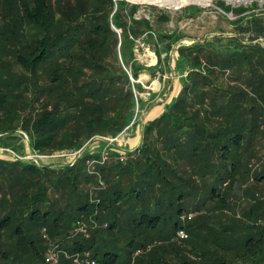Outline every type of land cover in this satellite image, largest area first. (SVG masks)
<instances>
[{"label":"trees","instance_id":"1","mask_svg":"<svg viewBox=\"0 0 264 264\" xmlns=\"http://www.w3.org/2000/svg\"><path fill=\"white\" fill-rule=\"evenodd\" d=\"M74 3L76 13L71 9ZM3 6L8 26L0 31V134L12 129L15 123L8 111L10 108L3 106L23 96L22 117L16 116L15 121L22 120L33 151L54 147L77 152L92 135L99 133L115 138L134 123L135 114L144 109L145 102L136 103L129 75L116 65L118 42L111 26L121 29V37L126 39L125 25L118 17L122 16L125 6L135 13L136 5L116 2L111 20L112 0H8ZM218 7L226 13L234 11L221 1ZM131 21L150 33L148 21L135 18ZM241 23L245 25L239 30L250 34L249 42L243 43L234 36L238 50L203 55V72L194 62L199 60L198 52L204 45L194 43L178 48L177 74L186 73L181 91L165 105L157 119L144 126L140 124L143 126L141 145L127 152V161L119 158L120 161L102 164L92 174L85 172L86 161L98 155L56 169L19 161L23 166L18 172V183L25 185L28 181L19 201L15 200L17 195L13 196L16 177L13 178L10 169L1 170L0 256L6 253L1 250L8 245L18 252L26 241L29 247L16 252L15 259H25L27 253L32 260H39L44 247L38 248L34 239L41 242L39 231L46 228L53 229L51 236L59 248L65 237L72 240L68 248H63L70 254H90L92 250L90 256L98 264H122L121 251H114V239L96 240L91 236L86 240L70 234L68 228L70 224L76 226L82 215L90 211L93 203L88 202V194L77 186L82 183L87 186L95 180L96 172L111 176L108 191L101 193L103 203L109 202L114 207L111 214L110 211L106 214L111 217L109 231L122 224L130 230V226L150 229L153 233L157 229L158 238L169 244L180 229L188 231L182 226V214H193L201 205L215 207L212 199L216 186L242 176L238 174H247V161L249 156H255L256 135L260 124H264V77L256 73L260 67L264 72V16L249 15L234 22ZM132 34L138 38L143 33ZM161 51L158 44L154 72L161 64ZM109 54L110 62L106 60ZM190 55L194 57L191 65L183 63V57L187 59ZM128 57L123 53L126 62ZM226 74H230L227 76L231 82H225ZM137 77L138 70L132 69L131 78ZM260 136L263 138L264 134L261 132ZM244 177L251 186L263 183L264 166ZM187 179L208 186L210 196L200 195L199 189L195 193L185 191ZM69 186L72 188L66 195L65 187ZM57 192L66 195L63 205L53 204ZM187 196L202 199H195L193 210L188 213L182 207ZM218 197L222 199L220 195L214 198ZM255 199L262 202L258 196L252 198ZM255 202L250 203L249 210H241L240 218L225 221L219 230H204L199 264H264V223L260 224L264 214L260 213L261 205ZM148 239L146 235L139 242L129 238L126 248L134 245L143 248ZM209 242L212 248L206 247ZM99 252L101 259L97 258ZM126 254L131 256L130 251ZM187 258L181 264H197ZM61 259L64 257L58 264ZM62 261L72 264L67 259Z\"/></svg>","mask_w":264,"mask_h":264},{"label":"rangeland","instance_id":"2","mask_svg":"<svg viewBox=\"0 0 264 264\" xmlns=\"http://www.w3.org/2000/svg\"><path fill=\"white\" fill-rule=\"evenodd\" d=\"M7 1L8 0H0V2H2L0 7V31L8 26L6 22L8 19H4V17L8 16H3V13H5V11H3V5L4 2ZM112 1L114 6L113 12L109 15L110 20L115 13L116 2L123 1L128 5L137 6V10L133 14L129 6H125L122 13L123 17H118V20L125 25L126 39L121 37V29L117 30L113 25L111 26V29L116 32L118 42L116 45V65L118 64V66L129 75L130 80L132 81L131 90L133 92V97L138 104L139 102H145L144 109L138 110V113L134 116V123H131L132 126L130 124L123 131L119 132L115 138H112L109 135L104 136L96 133L88 140H85L82 147L77 152L73 153H71V151L59 150L57 148L54 149V147L50 148V150L44 149L41 151H33L27 133L25 132L26 130L23 129L22 120L15 121L17 119L16 116L22 114L21 106L23 105L22 102L24 96L21 99L15 96L18 100H10L3 106L4 109L10 108L8 111L12 117L15 118V120L13 119L15 123L12 129L5 130L0 134V171H8L10 169L13 178L16 177L13 183L15 184L13 188V196L17 195V199L15 198L17 201L20 199L19 196L22 192L21 190L28 187H25L28 181H26L25 185L24 183H18V176H20L18 172L23 166L18 164L19 161L26 163L32 162L39 168L56 169L57 167L62 166H73L77 160L88 158L90 155H98V158L86 161L85 172H87V174H92L95 167H99L100 165L111 161H118L119 158H122V162L127 161L129 156L127 152H132L141 145L143 126L146 125L147 122L157 119L162 114L165 105L175 98L181 91V81L184 79L186 73L177 74V68L180 63V53L178 50L180 46L190 47L194 43H199L202 46H205V48L201 49V52H198L199 60L194 62L195 66H197L196 68H201V71L203 72V55L208 53L223 54L232 50H238L237 39L234 38V36L242 40L243 43L249 42L250 34H242L239 30L240 28H243V25L245 24H234V22L240 17L250 15L247 13L251 9L249 7L233 9V19H231V17H227L224 13L217 10V8H219L218 1L225 4L224 0H211L208 4L209 6L187 4L178 8H168L167 6L152 3H134L128 0ZM63 4H65V2H63ZM74 5L75 3L71 9L76 13L77 7ZM236 10H241L243 12L238 14L235 12ZM132 18L148 21L150 24V33H145L144 26L134 25L131 21ZM133 32L143 34H140L139 37L136 38L133 36ZM162 35L165 37H161ZM158 44L162 50V61L158 67L159 69L154 72L155 68H157L154 66L157 62L155 50L157 49ZM169 44V48L166 49V46ZM123 53L129 56L127 62L123 58ZM110 54L106 59L108 62L111 61ZM193 58L192 55L187 57V59L183 57V63L186 62L188 65H191V60ZM6 59L7 56L4 60ZM12 69L18 70L17 67L14 66H12ZM132 69L138 70L137 79L131 78ZM256 73L261 77H264V72L261 70V67L256 69ZM227 75L229 76L230 74L225 75L224 80L227 79L225 82H231ZM218 82H220V80ZM138 85L139 87H137ZM231 86L234 85L231 84ZM105 99L106 98H104V100ZM36 109L37 107H35L34 110ZM25 113L26 112L23 114ZM0 117L2 116L0 115ZM140 124L143 126L141 127ZM261 132L264 134L263 123L260 124L259 133L256 135L258 136V145H255V156H249L245 167L247 174H238L243 177H236L234 180H227V182L223 184L220 183V187L217 185L214 195H220L222 199L219 200V197H213L212 202L215 207H203V205H201L198 208L196 206L198 210L195 209L197 211H193L192 218L185 222H181L182 226L188 229L187 232L183 228L180 229L187 234L188 239L186 241L175 243L173 237L169 244H172L174 247H171L168 243L165 244L160 238H158L157 229L154 230L153 233L150 229L138 226L133 228L130 226V230L125 229V225L123 224L120 227L116 225L112 228V231H109L107 226L108 220L111 217H107L106 214H109V211L111 214L114 207L109 202H106L105 204L103 203L104 195H101V193L108 191L111 176L107 177L98 172L93 174L96 175L95 180L88 183L87 186L83 185V183L77 186L80 191L84 190L83 192L88 194V202L93 203L90 205V211L82 215V219L86 220L90 217L95 220L98 225L96 229L89 231L87 237H82V239L87 240L90 239L91 236H94L96 240L114 239V251H121L119 260L122 264H181L182 259L185 257H188V261L199 264L202 262L199 256L203 252L204 234L206 232L204 230H219L220 226L225 221L232 222V220H237L240 218L239 214L241 213V210L245 208L249 210L250 203L255 204V201H257V204L261 205V208L259 209L260 213L264 214V182L251 186L247 183V179L244 177L254 174V172L258 171L261 166H264V136L261 138ZM34 157L36 160H33ZM5 181H2L4 182L3 185L8 186ZM187 181L185 191H193L192 193H195V191L199 189L197 192L201 193L200 195L204 194L207 197L210 196L208 193V186H205V184H202L197 180L191 181L190 179H187ZM232 181H235L236 183H233ZM71 188V186L65 187L64 192L66 195L69 194ZM65 196L57 192L52 199L54 202L53 204L55 206L58 204L63 205L64 202H66ZM257 196L259 199L261 198L260 200H262V202L257 199L252 200L253 197L257 198ZM198 198L202 200L200 196ZM198 198L195 196H187L184 199V204L182 206L184 212L188 213L192 211L193 202ZM221 201L223 203H220ZM262 220L263 221L260 224L264 223V219ZM251 221L252 220H249V222ZM170 227L171 225L169 224L167 231ZM68 228L70 229V234H75L74 224H70ZM97 229L100 230L92 234V232ZM235 229L237 230V228ZM52 232L53 229L48 231L44 228L39 231V236L42 241L40 242L38 239H34L36 240L35 244L38 248L44 247L43 252L39 255V260H32L31 255L27 253L25 259H15V255L29 247L27 242L24 241V244H22V246H24L23 249H20L18 252L15 249L11 250L10 245L3 248L1 252L4 251L6 253L1 254L0 264H10L11 259H14L13 264H44L42 257H44L46 247L58 244V242L55 243L56 240L51 236ZM31 234H34V232ZM144 235L148 236L149 239L143 248H135L136 245H134L133 248H126L129 238H135V242H139ZM61 242L62 250H64L63 248H68L72 240L65 237ZM210 245L211 242L207 243L206 247L209 248ZM165 248L166 250L164 251ZM210 248H212V246ZM34 251L37 253L35 247ZM129 251L131 252V256L126 254V252ZM66 252L67 254L69 253V251ZM89 252L90 255H92V250ZM97 258H102L100 252L97 254ZM64 259H61V264L64 262L62 261ZM118 262L119 261L116 263ZM63 264H67V262Z\"/></svg>","mask_w":264,"mask_h":264},{"label":"built area","instance_id":"3","mask_svg":"<svg viewBox=\"0 0 264 264\" xmlns=\"http://www.w3.org/2000/svg\"><path fill=\"white\" fill-rule=\"evenodd\" d=\"M225 5L229 6L231 9H237V8H251L249 12H247L250 15L254 16H264V0H224ZM218 11H221V13H224L227 17H231L233 19V13L230 12H224L220 8H217ZM1 149V148H0ZM192 213L188 214H182L180 216L181 221L190 220L192 218ZM82 218V217H81ZM98 227L95 220L92 218H87L86 220L82 219L80 220L77 225L75 226V235L81 236V237H87L89 235V231L94 230ZM188 239L187 234L179 230L176 232L175 237L173 238V241L175 243H181ZM64 257L65 259H68L71 261L72 264H98V262L91 258L90 254L88 252H76L73 254H70L62 250V248H59L58 245L50 246L45 254H44V263L45 264H58L61 257Z\"/></svg>","mask_w":264,"mask_h":264},{"label":"bare ground","instance_id":"4","mask_svg":"<svg viewBox=\"0 0 264 264\" xmlns=\"http://www.w3.org/2000/svg\"><path fill=\"white\" fill-rule=\"evenodd\" d=\"M134 3H152L162 6H167L168 8H178L187 4H196L200 6H209L211 0H128Z\"/></svg>","mask_w":264,"mask_h":264},{"label":"water","instance_id":"5","mask_svg":"<svg viewBox=\"0 0 264 264\" xmlns=\"http://www.w3.org/2000/svg\"><path fill=\"white\" fill-rule=\"evenodd\" d=\"M33 160H36V158L34 157Z\"/></svg>","mask_w":264,"mask_h":264}]
</instances>
